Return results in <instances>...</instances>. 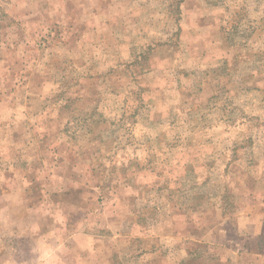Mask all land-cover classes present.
<instances>
[{"label": "rangeland", "instance_id": "374dc122", "mask_svg": "<svg viewBox=\"0 0 264 264\" xmlns=\"http://www.w3.org/2000/svg\"><path fill=\"white\" fill-rule=\"evenodd\" d=\"M83 175L133 217L59 246ZM71 260L264 264V0H0V264Z\"/></svg>", "mask_w": 264, "mask_h": 264}, {"label": "crops", "instance_id": "0c3cea01", "mask_svg": "<svg viewBox=\"0 0 264 264\" xmlns=\"http://www.w3.org/2000/svg\"><path fill=\"white\" fill-rule=\"evenodd\" d=\"M102 120L105 122L104 118ZM104 122H102L100 127H103L105 123H107L108 125V121H106L105 123ZM100 123L101 121H97L96 125H99ZM102 129L105 128H98L96 129V131L102 132ZM101 144L102 143H100V145ZM85 169L89 170L90 167L86 166ZM90 171L93 173L91 169ZM75 181L78 183L77 189H71L70 187L72 185L68 182L67 186L61 192L54 193L55 196H58V200H59L58 201L59 204L56 206H59L62 209L63 208L68 209L70 206L69 209H71L70 212H68L69 215L68 217L70 218H67V221L64 222L65 230H66L64 234H67L68 236L63 239L56 240L59 246L67 245L69 248H74V246L75 245L77 246L78 244L76 238L78 234H83L86 236V238L92 237V235L90 234V232L92 233L91 229L95 230L96 227H98L93 225L102 224L103 227H98L99 228L98 231H100L101 233H106L109 231L111 232V230L114 231L115 227H117L118 224L120 223V220L126 219L127 217H133V212L130 205L123 204L122 201L120 200L121 196L117 194H114L113 197L110 195H105L104 200L102 199L103 201L98 200L99 199L98 194H100L102 191L99 187L100 179L98 178V176L94 175V178H90L83 175L80 176L78 179H75ZM72 195L73 196L84 195L83 198L82 196L81 198L84 202L87 201V205L85 207L79 206L78 208L76 206L77 204L76 201L71 202L72 204H70L69 199ZM72 199L74 200V197H72ZM74 206H76V209L74 208ZM126 213H128L127 216ZM134 215L137 217L138 213L135 212ZM43 225L44 224H42V227ZM79 231H81V233H79ZM43 234L44 233H41V237L44 236ZM42 244L45 245L44 247H47L50 244L48 238H45ZM70 264H73V260H71Z\"/></svg>", "mask_w": 264, "mask_h": 264}, {"label": "trees", "instance_id": "16d2710c", "mask_svg": "<svg viewBox=\"0 0 264 264\" xmlns=\"http://www.w3.org/2000/svg\"><path fill=\"white\" fill-rule=\"evenodd\" d=\"M146 55L147 54H145V53H143V54H141V57L142 56H144L143 58H144V61H147V58H146ZM138 63V59H136V64ZM61 95V94H60ZM59 95V96H60ZM66 101H69V98H67L66 99ZM65 101V102H66ZM144 158V157H143ZM140 165H143V164H140ZM143 168H146L145 166H142V169ZM147 169V168H146ZM153 169H156V167H152V168H150L149 170H153ZM113 172H115V170H112L111 171V173H113ZM158 173H160L159 171H158ZM102 174L104 175V171L102 172ZM103 175L101 176V180H100V184H99V187H100V189L102 190V191H105V188H107L108 189V187H107V184H104V182H102V177H103ZM172 180H171V178H166V180H165V183H169V182H171ZM173 182V181H172ZM109 187H112L111 185L109 186ZM117 186L116 185H113V188H116ZM112 189V188H111ZM144 196H145V194H144ZM226 203H227V201H226ZM141 213V211L140 212H138V216H139V214ZM153 215H156V213L155 214H153ZM141 217H142V215H141ZM143 219H145L146 220V216L144 215L143 217H142Z\"/></svg>", "mask_w": 264, "mask_h": 264}]
</instances>
